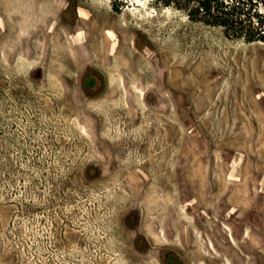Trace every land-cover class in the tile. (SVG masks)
Returning <instances> with one entry per match:
<instances>
[{"label": "rangeland", "instance_id": "rangeland-1", "mask_svg": "<svg viewBox=\"0 0 264 264\" xmlns=\"http://www.w3.org/2000/svg\"><path fill=\"white\" fill-rule=\"evenodd\" d=\"M0 264H264V45L156 0H0Z\"/></svg>", "mask_w": 264, "mask_h": 264}, {"label": "trees", "instance_id": "trees-1", "mask_svg": "<svg viewBox=\"0 0 264 264\" xmlns=\"http://www.w3.org/2000/svg\"><path fill=\"white\" fill-rule=\"evenodd\" d=\"M184 11L194 22L221 28L225 35L264 45V0H156Z\"/></svg>", "mask_w": 264, "mask_h": 264}, {"label": "bare ground", "instance_id": "bare-ground-1", "mask_svg": "<svg viewBox=\"0 0 264 264\" xmlns=\"http://www.w3.org/2000/svg\"><path fill=\"white\" fill-rule=\"evenodd\" d=\"M107 25H110V24H108L107 23ZM128 30H129V27H128ZM127 31V30H126ZM148 34H149V37L151 36V37H153L159 44H163L164 43V46L166 45H168V44H174V47L176 46V48L178 49V50H182L183 51V49H185V51H188V56H187V58L185 59L187 62H189L190 61V59L191 60H193V56L192 55H194V47L193 46H189V49L188 48H186V47H184L183 45H180V43H178V42H176L174 39H172V38H168V39H157V38H155V36L153 35V30L152 29H150L149 31H148ZM106 36V35H105ZM101 37L103 38V36L101 35ZM108 37V36H107ZM150 37V38H151ZM91 38H93V39H90V38H88V39H90L91 41L92 40H94V37H91ZM128 35H127V33H126V35L125 36H123L120 40H119V43H118V45H119V47H123V48H126L127 46H126V42L128 41ZM178 44V45H177ZM181 48H183V49H181ZM221 57L220 58H217L215 55H213L212 56V58H214V59H216L217 60V64H216V67H217V72H219V71H222L223 73H226L227 72V69H226V65L227 64H229V54H223V53H221L220 52V50H219V53H218ZM200 60L202 61V60H207L206 59V57H201L200 58ZM209 60L210 59H208L207 61L209 62ZM240 60H242V59H240ZM179 61V59L177 60V59H174V62H178ZM114 64V63H113ZM209 64H210V62H209ZM115 65V64H114ZM211 65V64H210ZM241 66V65H240ZM216 67H212L211 66V68H212V70H210V75L212 76V75H214V74H216ZM237 70V69H236ZM235 70V71H236ZM242 71H244V70H242ZM245 74V73H244Z\"/></svg>", "mask_w": 264, "mask_h": 264}]
</instances>
